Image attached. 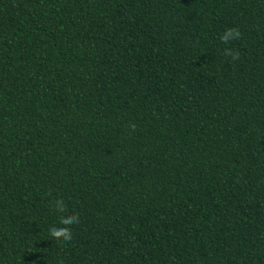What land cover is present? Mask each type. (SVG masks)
<instances>
[{"label": "trees", "instance_id": "16d2710c", "mask_svg": "<svg viewBox=\"0 0 264 264\" xmlns=\"http://www.w3.org/2000/svg\"><path fill=\"white\" fill-rule=\"evenodd\" d=\"M0 264H264V0H0Z\"/></svg>", "mask_w": 264, "mask_h": 264}, {"label": "clouds", "instance_id": "9594fccd", "mask_svg": "<svg viewBox=\"0 0 264 264\" xmlns=\"http://www.w3.org/2000/svg\"><path fill=\"white\" fill-rule=\"evenodd\" d=\"M240 32L238 30H236L235 28H230V29H226L225 32L223 33V35L220 37V39L224 42H228L232 39H239L240 38ZM226 56L231 55L233 60H236L239 58V53H231L229 50H226L224 53ZM56 207L58 208H63L64 207V202L62 200H59V198H57L56 201ZM61 220V224L57 225L55 227H53L52 225L49 226V232L51 235L53 236H62V238L64 240H70L71 239V234H70V230L64 226L63 221L66 220H71L74 222H78L77 220V216L75 214L73 215H64L60 217Z\"/></svg>", "mask_w": 264, "mask_h": 264}]
</instances>
